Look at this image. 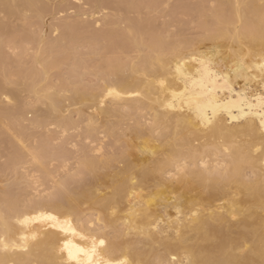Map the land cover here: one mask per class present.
<instances>
[{"label": "bare ground", "instance_id": "bare-ground-1", "mask_svg": "<svg viewBox=\"0 0 264 264\" xmlns=\"http://www.w3.org/2000/svg\"><path fill=\"white\" fill-rule=\"evenodd\" d=\"M259 1L230 0L231 7L234 5L237 10L239 8L242 9L239 11H245L243 16L237 14L239 20L248 25L247 27L244 25L239 35L248 43L249 48L251 47L253 54L264 53V9L257 5ZM162 2V0H0V97L4 94H8V97L13 96V89L16 87L35 93L36 88L41 85L39 88L43 93L41 103H44L46 109L44 108V114L40 117H34L38 114H32L37 118L34 119L35 122L43 123L49 118L65 121L61 113L62 107L60 108L62 98L55 92L46 94L50 87L42 85V81L48 78H45V74L50 66L56 67L58 59L64 60L66 52L70 51L71 54L78 49H74L77 47L75 45L79 46L80 41L84 40L93 45L92 52L96 58L101 57L97 51H103L106 55L116 53L118 56V53H131L133 47L145 44L146 53L140 54L137 62L128 59L129 62L121 64L119 57L109 58L105 62V69L96 68L102 80L107 83V87L100 95L91 96L96 106H94L96 117L100 123H108L115 109L105 107L104 99L111 97L118 101L122 91L135 90L141 93L153 110V122L147 130L153 136L155 125L171 130L170 139L165 134L168 139L160 135L153 140L152 135L148 132V135L145 134L152 138L149 141L144 140L150 142L153 148L145 143L143 151L151 162H145L148 165L145 164L146 167L142 169H137L132 160L123 161L124 163L121 161L123 167L118 169L110 160L101 164L99 160L93 161L95 158L88 159L89 162L85 160L87 164L82 162L86 168L78 172H82L80 173L83 174L82 179L86 178L81 179L82 181L75 179L80 183L76 184L74 180V184H66V187L56 191L62 188L58 187L54 193L46 196L44 192L39 191L45 197L35 199L39 194L34 199L31 198L32 200L26 199L24 203L18 201L21 200L18 198L23 196H20L21 193L20 195L16 193L18 195L15 194L16 198L12 195V185L16 184H12L11 187L8 185L0 187V264H77L76 259H69V247L74 252L76 248L90 249L93 239L97 237L105 240L103 248L97 240L98 261L107 262L118 258L126 260L127 264H264V108L259 103V97L264 94V80L263 93L251 96L253 100L244 98L241 94L234 97L230 89L227 91L232 96H218L215 92L207 90L208 83L216 82L213 78L208 79L205 74L201 75L198 72L202 66L190 61L186 64L183 53L181 54L182 49L180 50L182 47L178 46L181 43L180 39L175 41L176 44L179 43L177 46L180 48L176 50L174 59L170 62L165 61L162 57L165 51L161 34L168 29H157L155 25V14ZM71 9L75 12L78 10L75 16L67 14ZM222 11L221 18L222 15L225 18ZM229 11L227 9L225 13ZM75 12L73 11V14ZM215 13L220 11H215L211 16L216 15ZM84 17L86 19H83ZM216 18L218 19V16ZM221 18L219 20H222ZM222 22L224 23L223 20ZM13 23L19 27L13 32L17 30L25 32L23 36L21 33L22 38L19 36L21 40L13 39L10 42L9 37L8 43L6 38L2 41L4 33L9 30L12 32ZM19 32L15 34L16 38ZM223 35L221 33L217 36ZM3 42L8 46H15V43L20 42L17 45L19 48L24 47L23 49L27 45L30 47L33 45V48L34 45L37 46L39 52L36 55L39 57L41 53L42 58L31 56L36 50L29 53H32L30 55L32 59L34 57L39 64L42 63L41 68L34 67V64L33 68L29 66L31 69L26 71L24 69L22 71V66L20 71L18 69L16 71L14 67H12L14 70L8 68V57L3 53L6 45L3 46ZM8 46L7 49L11 47ZM75 52L73 54L75 56L81 54L78 51L79 55H76ZM75 58V62L73 61L75 64L82 59ZM261 59L262 62L259 60L260 63H257L258 61L257 64L254 63V71L262 77L264 74L260 71V65L264 64V58ZM83 61L85 62V59ZM178 64L183 73L182 77L177 73ZM58 67L57 69L60 68ZM45 80L43 83L46 84ZM161 81L168 87H162ZM48 82L52 84L51 81L47 80ZM38 84L40 85L37 86ZM61 86L67 88L68 84ZM84 89L83 87L82 90ZM68 90L65 91L71 93L72 90ZM110 90L118 95L109 96ZM84 97L86 98L73 92V99H81V102H84ZM18 100L14 99V102ZM19 102L21 103V100ZM11 104L10 106H13L15 103ZM21 107L26 111L27 107ZM21 107L17 108L22 109ZM0 110H3L4 113H0L1 116L4 114L5 118L11 114L17 115V112L9 114L3 107ZM19 112L21 113V110ZM93 117L95 118V115ZM5 123L7 124L6 121ZM19 128L24 130L23 126ZM156 128L155 126V130ZM136 132L143 131L138 129ZM42 143L49 144L47 141ZM222 152L225 154L224 162L217 163L215 160L209 164L210 159H205L207 162L201 159L202 161H198H201L197 164L198 167L196 164L193 166L197 157L205 158L208 154L215 156ZM180 157L189 159L188 166L189 161L194 160L190 162L193 169L184 168L185 160L182 158L184 160L183 163L180 162L182 170L178 172L176 160ZM16 158L12 159L14 163L19 160ZM167 167H173V171L179 175L168 172L170 169L166 170ZM247 169L251 172L249 173L251 176H248L250 178L245 175ZM165 170L168 173L163 177ZM114 178L122 179L121 184L117 180L118 184L115 186V183H112L115 182ZM104 184L113 187L107 191V187L103 188ZM149 184H153L156 191L153 196L146 197L143 190ZM158 188L163 192L159 193ZM85 207L89 212L94 211L93 220L83 219ZM80 216L83 221L79 219ZM84 259L87 260V257Z\"/></svg>", "mask_w": 264, "mask_h": 264}, {"label": "rangeland", "instance_id": "rangeland-1", "mask_svg": "<svg viewBox=\"0 0 264 264\" xmlns=\"http://www.w3.org/2000/svg\"><path fill=\"white\" fill-rule=\"evenodd\" d=\"M162 1L163 2L161 6L156 11L158 14L157 13L155 14V19H156L155 25L157 29L158 28L168 29L166 32L161 34L162 39H163L162 41L163 48L165 51L164 56L162 57H164L165 61L167 60V62H170L171 60H173L177 52L176 50H179V48L182 47L180 48V50L182 49L181 54L183 53L182 55L184 56V58L183 57L182 58L184 59V61H186V64L187 63L189 64V61L191 63H199V65L201 66L210 67L211 71L215 73V76L211 78H213L216 83L215 84L208 83L207 85L208 91H213L216 93V95L218 96L223 95L224 97H230L232 95L235 97V95L241 94L244 96V98H249V99L253 95L263 93V80L260 74L254 71L255 70L254 66L257 63L262 62L261 58H264V53L253 54L250 50L251 47L249 48L248 43H245L239 35V33L242 32L241 30L244 29V25L246 27L248 26L244 23V21L239 20V16L244 15L245 13L244 10H243L244 11L243 13V11H239L242 9L238 8L237 10L234 5H232L233 7L232 8L230 0L229 1L228 0H162ZM257 5H259L260 7L264 9V0H260L257 3ZM225 6L227 7L228 11L230 10V8H232L227 14L225 13L227 12V9H225L226 8ZM233 9L234 10L236 9V11H234ZM73 11L75 12L74 9L73 10L71 9V11L67 12V14H70V16H75L78 10L75 12V14H73ZM215 11L216 12L220 11V13H217V14L215 13L216 15H213L212 17L211 15ZM221 11L225 15V18L226 16H228L227 17L228 19L226 18L227 20L224 18L223 15L221 18V14H222ZM237 14H239V16ZM246 14H247L246 16L248 17L249 16L248 13ZM216 16H218V19L216 18ZM220 18L224 21V23L222 22V20H219ZM83 19H86V18L84 17ZM221 22L223 23L222 25H221ZM14 23H17V22H14ZM47 23H51V22H47ZM13 24L11 25L12 32H9L10 31L9 30L8 32L4 33L3 38H1V40L3 39L2 41H5V38H6V41L8 43L9 37H10V42L13 41V39L18 41L20 39L19 36H21V33H22V36H23V33H25L24 31L19 32V30H17V32H19L20 34L18 33L19 34L18 38H16L15 34H17V32L14 31L16 32L14 34L13 30L17 29L18 24L17 25L14 24L16 25V27ZM221 33L222 35L223 34L224 35L221 37L217 36V35H220ZM5 34L6 36H4ZM7 35H8V39H7ZM177 35H179L178 37H181V38H178ZM225 35H227V37L230 35L228 37L229 39H227ZM177 39H180L181 43L179 44L177 42L179 45L176 44L175 42L177 41ZM85 41L86 40L80 41L79 46L74 44L75 46H77V47L74 46L75 47L74 49L78 48L77 50H75L77 51V53L75 51L74 52L76 53V55H79V52H80L81 53L80 55L82 57L80 55L75 56L73 55L74 52L70 54V51H67L66 54L64 55L66 56L65 59L68 58L67 60L65 59L62 60L63 58H61V60L58 59L57 62L55 63L57 64V66L55 67V65H53L55 68L53 66L52 67L50 66L46 71L45 78L48 77L47 80L51 81L52 84H50L49 82L47 83V80L45 79L44 80L46 81V84L43 83L44 80L42 81V85L50 87V89L45 92L46 94L55 92L60 98H62V102H61L62 104L60 108L61 107L63 108V109L61 108V113H63L62 115L64 116L65 121L60 122V121H56L54 118H49L45 120L43 123L35 122L34 119H37V118H34V117H40L42 114H44V111H45L44 108L46 109V107H44L45 106L44 103H41V101H43V93L39 89L41 86L40 84L37 85V86L40 85L39 88H36L37 91L35 93L37 95L34 92H33L34 93L33 95L32 92H28L20 87L18 89L16 87V89L15 88L13 89L14 97L12 95L8 97L7 96L8 94L1 95L3 97H0V106L2 105L0 109H2L3 107V109L8 110L9 114L17 112V115L13 114L12 116L11 114V116H7V118H5L6 116H3L4 114L2 115L4 117L3 118L0 113V117H1L0 118V185L1 186L0 187L2 186L6 187L7 185L8 187H11L12 184H16L15 186L12 185L13 187L11 188L13 190L12 195L16 198V195L17 194L20 195L19 193H21L20 196L23 195L22 198L17 197L18 199H21V200L17 199L18 201L20 202L23 201L21 203H24L26 199L27 201L28 199L30 200L31 198L34 199L39 194L40 195L35 199L42 198L44 194L40 192H44L46 196L48 194H51L52 192L54 193V190H56V188L58 187H62V188L60 189L58 188L56 191L63 189V187H66V184H72V183L74 184L75 181L77 182L76 184L80 183V181H82L86 177L82 179L81 175L83 174H80L82 172L80 173L78 172L79 170L81 171L82 168H83L82 170L86 168L85 166L83 167L82 162L86 163L88 159L92 160L95 158L93 161L99 160V163L101 164L102 162L105 163L106 161L110 160L115 164V166L118 169L123 167V165L121 164V161L122 163H124L127 160L128 161L132 160L134 161V164L136 165L137 169L138 168L142 169V167H146L145 164L148 165L147 163L151 162L148 156L146 155V153L143 151L144 149L143 147L147 144L148 147L153 148L152 147L153 145H151L150 142H146L152 138H148L149 136L147 137L145 136V134L148 135L149 133L150 135H152L147 129L150 128L149 126L153 122L152 118L154 115H153V110L151 109L150 105L146 103L145 99H143V96H141V93L139 91H137L138 92L137 93L135 90L122 91L120 100L118 101L113 100L111 97L105 98L104 106L108 108L111 107L116 110L115 111L113 109L114 110L113 112L114 114L112 113L113 116L110 117V121L105 124L100 123L99 119L96 117V112H95L96 108H94L95 106L94 101L91 99V96L100 95L101 92L107 87V83H105L102 80L96 68H100L102 70L105 69L106 67L105 62L109 58L118 59L117 57H119L120 59L118 60L121 64L127 63L126 61L129 62L128 59H130V61L137 62L139 60L140 54L146 53V51L144 50L145 44H139L136 47H133L131 53H128V54L118 53L117 54L118 56L115 55L116 53L106 55L103 51H97L96 53L97 54L100 53L101 57L96 58L94 57L95 55L93 56V52H92L93 45L90 42H87V41L85 42ZM81 43L82 45H80ZM17 44L19 45L20 42L15 43V46L9 45L11 47H9L8 44L6 45V43H4L3 45V46L6 45V48L4 47L5 49L3 53L6 57H8L7 67L10 68L11 70L16 69L17 71V69L19 70L20 67L22 66L21 67L22 71L23 69L24 71H26V70L33 68V64H34V67L36 66L38 69H40L42 63L39 64V62H37L38 60L34 58V57L36 58L38 57V55H36L39 52L37 50V46L34 45V48H33V45H31L30 47V45L23 43L24 45H27L25 47V49L27 50H25L23 49L24 48L23 46H20L23 48H19ZM177 45L180 47H178ZM7 46L9 47L8 49H7ZM11 48H14L12 49L13 51L11 50ZM17 48L21 49V51L19 52V49ZM28 48L31 50H29ZM23 50L27 52L26 53L24 51L26 54H28V56L24 52H22ZM35 50H36V53H34ZM29 52H32L34 54L31 53L32 54L31 55ZM7 54L9 55L7 56ZM18 54L20 55L18 56ZM30 55L34 56L33 59H35V61L30 57ZM24 56L25 57L27 56V57L25 58ZM40 56L38 58H42L41 53H40ZM43 57L46 58L45 59L46 61H49V59L47 60L46 56H43ZM75 57H78L77 59L79 58L80 59L82 58V59L80 61L76 60L79 62L75 64L73 63V61L75 62V59H76ZM20 58L21 60L19 61L18 59ZM169 58L170 60L168 61ZM84 59L86 63L83 61ZM64 61H66V63ZM59 62H61V64L63 65L61 66ZM81 62H84L83 63L84 65ZM201 62H203V65ZM21 63H25L26 65L21 64ZM58 65L60 68L58 67ZM12 67H14V69H12ZM57 67L59 69H57ZM73 74L74 76L72 77L71 75ZM75 75L78 78H76ZM205 77L208 79H211L208 77L207 74H205ZM65 83L68 84L67 88L66 86H64V88L63 86H61V84L65 85ZM110 85L113 86V84H110ZM83 87L85 88L84 91L82 90ZM67 89L69 90L71 89L72 94L70 93L69 90H68L69 92L65 91ZM228 89H230V91H233L232 95H230V92L227 91ZM74 90H77V91H74ZM73 92L74 94L79 93L81 95L86 96V98L84 97L85 99H83L84 102H81V99L76 98L77 101L76 99H73L72 98ZM132 92L134 93V95H132L133 94ZM136 93L140 95H137ZM39 95L40 96L42 95V97H40ZM38 96L41 98L40 101L38 99L39 98ZM9 98H11L12 100ZM14 99L18 101L14 102ZM87 99H88V102H87ZM20 100H21V103L19 102ZM78 101H80V103ZM11 103L12 104L15 103V104L13 106H10ZM89 103H91V105ZM21 106H24V108L27 107L25 108L26 111ZM17 107L19 108L21 107L22 109H19ZM18 109L21 110V113L19 112ZM64 109L65 111H63ZM0 112L4 113L3 110H0ZM26 112H29L31 114L27 115ZM129 113L132 115H129ZM32 114L33 115L38 114V115H35L33 117ZM94 115H95V118H97V120L93 117ZM122 115L123 116L125 115V117H123ZM65 116L67 117L70 116V117L66 118ZM12 117L13 119H11ZM29 117L30 118L33 117V118L30 119ZM15 118L17 119L18 122L16 121ZM67 119L68 120L70 119L71 121L69 120L68 122ZM48 120H51V121L53 120V121L51 122ZM5 121L7 122V124L5 123ZM34 122L37 124V127L39 126L40 128L39 127L37 128ZM19 125L21 127L23 126L24 130H22V128H19L20 127ZM136 125L137 127L135 128ZM10 126H12L11 127L12 129L10 128ZM155 126L157 127L156 130H155ZM155 126L153 130L154 136L152 135L154 137L153 140H155V138L160 135L165 136V134L168 138L171 137L170 135L171 130L169 128L162 127L160 125H155ZM132 128L133 129L135 128L134 129L135 131ZM142 128L143 129L145 128V129L142 130ZM1 129L3 130V132ZM138 129L140 131H143L144 133L143 132L137 133L136 130ZM13 133L15 134V136ZM140 134L141 135L143 134L142 136H145V138L142 136L139 137ZM16 136L17 138H15ZM39 136H41L42 138L40 137L39 139L38 138ZM167 137L166 139H168ZM189 137H191V135ZM43 138L46 140H43ZM48 138L50 139V141H48ZM45 141L49 142V144H46ZM42 142H44L45 144H43ZM193 143L195 145L197 144V142H193ZM12 147L15 149L17 148L16 150L18 151V153H16L17 151L14 150ZM35 147H37L38 149L36 150ZM15 153L18 154V156ZM215 156L212 154H208L206 155L205 158H203V156L202 158L197 157V161L195 159L197 163L193 162L194 160L193 161L191 160L189 161V166H188L189 159L187 160V158L185 157L178 158L176 160V163L180 164V162L183 163L185 160V164H183V167L186 169H191L192 162H193L194 167H195L194 164H196V167H198L197 164L198 163L200 164V162L203 159L204 160L210 159L208 160L209 164H212V162L214 163L215 160L217 163L221 161L224 162L226 160L224 158L225 156L224 152L218 153ZM12 157H15V158H12ZM16 157H18L19 160H16V163H14L12 159L13 160L17 159ZM121 157L124 160H122ZM218 159H220V161ZM186 160H187V164H186ZM199 160L201 161L198 162ZM10 163H13V164H10ZM3 168L4 170H2ZM168 169H170V171ZM166 170H168V172H171L175 175H179V173H177L176 171L175 172L173 171V167H167ZM168 172L167 171L163 172L162 176L165 177L166 176L165 173H168ZM245 172H247L245 173L246 177L251 176V174H249L251 172H248V169ZM68 177L70 180L68 179ZM75 179H80V181L78 182V180H75ZM113 180H115V182L114 181L112 182V183H115V186L118 183L121 184L120 181H122V179L120 180V178L117 179L119 182L115 178ZM65 181L66 182L68 181V183H65ZM151 185L152 187L154 186L153 184H149L146 187L147 189L145 188L143 190L144 196L146 197L153 196V194L155 193L156 189L153 187L154 190H152ZM105 187H107L106 188L107 191H110L113 186L111 187L110 184H104L103 188ZM160 190L161 188L157 189L159 193H162L163 191H160ZM94 214L95 213L93 210L89 212V209L85 207L82 217L85 220H89V218L93 220ZM82 217L80 216L79 219H82Z\"/></svg>", "mask_w": 264, "mask_h": 264}, {"label": "snow or ice", "instance_id": "snow-or-ice-1", "mask_svg": "<svg viewBox=\"0 0 264 264\" xmlns=\"http://www.w3.org/2000/svg\"><path fill=\"white\" fill-rule=\"evenodd\" d=\"M203 65V62H201ZM260 71L262 74H264V64L260 65ZM198 72L203 75V74H207L209 78L215 76V73L211 71L210 67L208 66H202L200 69H198ZM177 73L180 74V76H183V73L181 71L180 65H177ZM262 80H264V76H262ZM185 84H187V81H184ZM161 86L162 87H168V85L164 82L161 81ZM109 96H114V95H118V93L114 92V91H109L108 92ZM175 95V94H174ZM259 103L261 104V107L264 108V94H262L259 97ZM177 171H181L182 170V166L178 163L176 166ZM84 239H86L87 237H82ZM97 240L99 242V245L101 246V248H103V246H105V240L102 238L97 237L96 239H93L92 241V247L90 249H85V248H76L75 252L72 250L71 247H69V251H68V256L69 259H76L77 260V264H127L126 260H122V259H110L109 261H103V260H97L96 259V255H97ZM67 246V245H66ZM87 257V260H85L84 258ZM175 259V258H173Z\"/></svg>", "mask_w": 264, "mask_h": 264}]
</instances>
